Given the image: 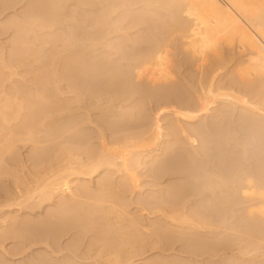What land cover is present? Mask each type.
Segmentation results:
<instances>
[{"label":"rangeland","instance_id":"obj_1","mask_svg":"<svg viewBox=\"0 0 264 264\" xmlns=\"http://www.w3.org/2000/svg\"><path fill=\"white\" fill-rule=\"evenodd\" d=\"M107 1L0 0V264H264L252 42L207 50L197 0Z\"/></svg>","mask_w":264,"mask_h":264},{"label":"bare ground","instance_id":"obj_2","mask_svg":"<svg viewBox=\"0 0 264 264\" xmlns=\"http://www.w3.org/2000/svg\"><path fill=\"white\" fill-rule=\"evenodd\" d=\"M77 1L82 2L83 0H77ZM93 1L95 2V0H92V2ZM104 1H107V0H104ZM118 1H119V3H121L123 5H126L128 3V4H131V6H132V4L140 3V1H134V0H111V1L108 0L106 3L109 2L108 5L109 4H115L116 5L115 2L118 3ZM197 1L201 2L202 5H203L202 7H204L203 9H205V11L203 12V14L201 16H198L197 17L196 21H197L198 25H200V27L202 28V36L204 37V39L206 41V48H207V50L213 49V45L215 44V38L214 37H215V35L217 33L221 32V31L227 32L229 30L239 31L240 33L243 34L244 37H246L247 39H249L252 42V44H253L254 54L249 58V64L250 65H254V66H258V67H260L261 69L264 70V33L261 30H259L257 27H255L251 23V21L248 19V17H247V11H246L244 5L241 2L237 1V0H197ZM121 4H119V5H121ZM123 5H121V6H123ZM136 5H138V4H136ZM145 5H147V4H145ZM151 5H153V4H150V6ZM101 6H102V4H101ZM193 9L194 8H192V7L190 8V10L188 9L189 14H191V11ZM181 16H182V19H181ZM181 16H180V19H179L180 21H178L179 23H182V21L185 20V18H183V15H181ZM186 20H187V17H186ZM24 25L25 24H23L22 27H25ZM19 27L22 28L21 26H19ZM27 27L28 26H26V29H27ZM149 35L151 36V34H149ZM156 35H158V33H156ZM152 38H153V36H152ZM146 42L149 45V49H148L147 53L145 54L146 55V59L144 58L145 55L142 58H140L142 60V65H144V64H150V63L156 65V64L159 63L157 61L159 59L160 60L163 59V57H165V55H166V52L164 51V47L165 46L164 45H161L160 43L154 44L153 42H155V41L154 40L152 41L151 37ZM194 43H195V45L197 47L200 46V43L198 41H195ZM138 58H139V56H138ZM135 59H134V62L135 63L140 60L139 59V60L136 61ZM141 60H140V62H141ZM129 62H131V61H129ZM140 64H138V65L132 64L135 67L132 66L134 68H132V67H130V68L132 70L133 69L135 70L136 67H137V69L139 70L138 67H140ZM185 64H187V63H185ZM127 67H128V65H127ZM112 70H113V72L115 71L114 69H112ZM128 71H126L127 76L129 75L128 74ZM129 72H131V71H129ZM115 73H116V71L114 72V75H115ZM111 76H113V75H111ZM133 86H131V87H133ZM134 91H133V93L130 90L127 91V92H131L133 94V96H135L134 95ZM131 95H129L128 97H131V100H133L132 99L133 96H131ZM136 96H138V94ZM133 98H135V97H133ZM128 100H130V98H128ZM138 100H140V99H138ZM186 111H187V113L186 112L185 113L187 114V117H189V118H194L196 115H198L197 111H193L191 109L190 110L188 109ZM195 112H196V114H195ZM222 179H223L222 185L224 184V181L225 180L228 181V177H224ZM246 182H247V184L249 186H252L253 185V180H251L250 178H247L246 179ZM67 187H68L67 185H64L63 189L64 190L69 189Z\"/></svg>","mask_w":264,"mask_h":264}]
</instances>
